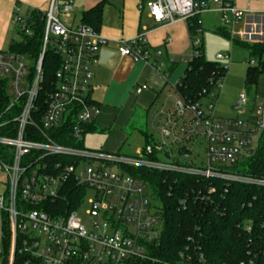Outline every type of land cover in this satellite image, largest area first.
I'll list each match as a JSON object with an SVG mask.
<instances>
[{
    "label": "built area",
    "instance_id": "built-area-1",
    "mask_svg": "<svg viewBox=\"0 0 264 264\" xmlns=\"http://www.w3.org/2000/svg\"><path fill=\"white\" fill-rule=\"evenodd\" d=\"M73 1L48 0L43 13L40 52L34 62L27 56L0 51V79L7 80L10 96L7 111L25 98L18 115L11 121L17 124L13 136H0V147L9 149L11 154L8 162L0 160V264L5 222L10 230L7 264H14L16 255L21 264H144L150 261L149 253L158 246L162 232L161 209L144 180L129 173L132 170L178 173L264 187V179L230 171L249 156V151L253 153L264 132V60L261 89L258 91L253 85L237 96L231 107L236 113L235 119L216 118L212 103L203 105V100L189 103L178 97L172 110L160 113L163 120L156 124L158 136L150 135L152 143L143 145L135 155L78 147L84 144L87 128L96 122L100 113L90 98L92 66L98 51L109 41L82 23L71 27L61 22V18H69ZM143 8L160 27L186 24L188 19L207 12L219 14L221 23L231 26L245 14L236 8L234 0H150ZM11 19L17 32L26 38L32 37L29 16L20 14L17 0ZM165 43L169 44L170 39ZM114 44L120 58L128 57L133 62L147 63L152 57L161 56L158 51L150 52L142 35ZM48 51L59 65L45 89L46 105L41 111L36 102L44 88L43 61ZM215 59L222 60L223 56L217 55ZM27 60L32 65L25 63ZM169 63L174 64L175 60L170 59ZM31 66L34 75L29 80ZM221 83L218 80L215 85L220 87ZM252 88L260 103L251 118L246 113L249 104L254 103L250 100ZM146 89L145 85L139 86L135 93ZM38 115L39 128L32 119ZM240 116L245 119H239ZM9 124L10 121L0 122V130H8ZM195 124L202 130L205 145V162L199 166L184 145L191 141L189 132ZM31 127L32 132L39 134V140L24 138ZM8 133H12L10 129ZM55 135H66L75 146L54 143ZM70 182L80 192L71 209H65L57 202L67 194ZM88 192L91 199L85 215L89 223L85 226L77 217V209ZM193 251V255L188 254V249L179 253L174 264H206L202 254L194 248ZM239 264L254 263L248 260Z\"/></svg>",
    "mask_w": 264,
    "mask_h": 264
},
{
    "label": "trees",
    "instance_id": "trees-1",
    "mask_svg": "<svg viewBox=\"0 0 264 264\" xmlns=\"http://www.w3.org/2000/svg\"><path fill=\"white\" fill-rule=\"evenodd\" d=\"M116 0H100L93 7L81 14L80 23L91 27L99 33L102 12ZM144 4V0H138ZM198 16L188 19L186 29L192 46V57L187 62L183 76L173 87L174 93L189 103L201 102L213 94L218 87L216 81H222L226 68L217 62L205 60L203 48L194 45V34L199 30ZM29 27L32 37L26 38L21 33L19 42L11 41L7 53L27 56L33 62L37 59L44 27L43 13L31 11ZM223 34V28L217 30ZM244 48L257 65L248 64L245 74V88L257 86L262 75L264 60V42L255 39L235 41ZM59 62L51 52H47L43 61V90L37 96V107L43 111L46 105V87L52 82V76ZM34 75L33 66L28 72V79ZM48 88V87H47ZM25 98H21L15 108L10 104L8 82L0 79V122H8L10 132L1 129L0 136H13L17 127L11 122L18 115ZM39 128L40 116H33ZM25 139L39 140V134L32 132V127ZM87 134L95 132V123L86 130ZM145 144L152 143L149 134L143 132ZM54 143L73 147L74 143L66 135H55ZM82 147L83 144L77 145ZM10 150L0 147V160L8 162ZM58 159V158H56ZM232 173L264 179V132L258 138L253 153L243 162L230 170ZM130 174L143 179L157 198L162 218V232L158 246L149 253L150 261L144 264H174L178 255L188 249L193 255V248L202 254L206 264H239L252 260L254 264H264V187L244 186L225 183L218 179H205L200 176H185L178 173L151 172L132 170ZM67 194L59 197V207L71 209L75 196L80 192L75 183L70 182ZM249 228V231L246 229ZM10 247V230L5 222L2 227V264H7ZM14 264H21L15 256Z\"/></svg>",
    "mask_w": 264,
    "mask_h": 264
},
{
    "label": "crops",
    "instance_id": "crops-1",
    "mask_svg": "<svg viewBox=\"0 0 264 264\" xmlns=\"http://www.w3.org/2000/svg\"><path fill=\"white\" fill-rule=\"evenodd\" d=\"M79 1L83 2V12L93 7L100 0ZM147 1L150 0H144V3ZM15 5L16 0H0V48L8 38V26L11 22ZM17 5L19 6L20 14L27 17L30 15L31 11L44 13L47 10L48 0H17ZM143 5L144 4H141L138 0H116L110 6H106L111 8V11L108 12L106 19L105 16L102 19L98 31L102 37L109 41V43L98 51L95 63L92 66L93 77L90 85V98L100 109L99 116L95 122V132L91 134H100L102 136L107 135V142H105V148L89 150L122 154L120 149L115 151L117 147H119L123 138H120L121 130H119L118 127H115V129L112 130V124L123 127L124 124L130 121L133 117L136 109L146 108L149 105L147 108L148 110L156 98V93L149 90H152V87L159 86L164 88L166 86V80L170 76L168 74L179 64V62H182V60H177L174 57L171 58L169 51L172 49L176 54L181 53L183 48L187 46L189 36L185 23H177L169 27L155 25L148 17L147 11L143 8ZM234 5L237 9L250 15L247 20H253L249 24L252 28H256L263 24L264 0H234ZM63 19H65L64 24L66 26L74 27L80 23L78 22L77 24H74L73 19L70 21H67L69 18ZM137 35L143 36L145 44L150 49L151 53L158 51L161 53V56L159 58L152 57L147 63L141 61L133 62L128 57L120 58L116 52L114 42L130 40ZM251 36H262V34L255 33ZM246 37H241V40L247 39ZM167 38L170 39L169 44L165 43ZM259 41L264 42L263 37L262 40ZM170 59H174L175 63L170 64ZM161 61L166 62L169 67L161 70ZM187 62L188 61L184 63L187 65ZM126 81H129L131 85L133 84V101L129 98H125L121 101L119 106H105L94 100V91L100 94L103 98V95H105L109 89L117 87ZM142 85H145L147 89L140 94H136V88ZM173 87L171 89L174 93ZM136 102L138 103L137 107L134 105ZM99 120L105 125V127L99 126ZM115 133L116 136L120 134V142L119 140L114 141L112 139V136ZM141 148L137 149L133 154L122 155H135Z\"/></svg>",
    "mask_w": 264,
    "mask_h": 264
},
{
    "label": "rangeland",
    "instance_id": "rangeland-1",
    "mask_svg": "<svg viewBox=\"0 0 264 264\" xmlns=\"http://www.w3.org/2000/svg\"><path fill=\"white\" fill-rule=\"evenodd\" d=\"M83 9V2L79 0H74L72 5V11L69 14L70 21L73 19L74 24L80 22L81 12ZM213 9V8H212ZM111 11V8L104 7L102 12V19ZM105 14V15H104ZM248 14H243L238 22L234 25L224 26L221 23V16L214 12L202 13L199 15V31H196L194 34V44L198 43L199 46L203 48V55L205 60L209 62H217L221 66L226 68L224 78L218 89L214 91L211 97L205 98L202 102L204 104L212 103L214 105L213 115L216 118L221 119H235L236 113L232 111L231 107L237 98V96L245 90V74L248 67V62L256 64L257 61L249 55V53L235 43V41H241V35L246 33H261L262 36H249L247 39H257L264 40V19L261 26L252 28L249 25L253 20H247ZM252 18V17H251ZM64 23L63 18L60 19ZM223 28V34L217 32L218 29ZM21 35L17 32V28L14 23H9L8 26V38L5 41L4 45L0 48V51L6 52L9 48L11 41L19 42ZM170 57H174L177 60H186L189 61L192 57V46L188 37L187 46L183 48L181 53H174L172 49L169 51ZM217 55L223 56L222 60L217 61L215 58ZM32 65V61H25V63ZM169 66L166 62L161 61V70L167 69ZM186 67V63L179 62V64L172 69L168 74L170 75L166 80V86L152 87L151 92L156 93V98L151 107L147 110L146 108L136 109L133 117L130 121L126 122L123 127H120L116 124H112L111 129L114 130L115 127H118L121 130L120 134L116 136V133L113 134L112 139L119 140L122 138L119 147L115 151L120 149L122 154H133L135 151L143 145L142 133L145 132L153 137H157V123L163 120V116L160 114L162 111L172 110L175 102L177 101V96L173 93L172 87L175 86L179 78L183 75V71ZM128 82V83H127ZM151 87V86H150ZM261 85L257 86L256 90H260ZM133 84L131 85L129 81L109 89L105 95L100 96L96 91H94L93 98L94 100L105 106H119L121 101L125 98L134 100L133 98ZM251 101L254 103L249 104V110L246 113V116L253 117L255 116L254 110L258 107L260 101L259 97L254 96V88H252ZM137 107L138 103H134ZM239 119H245V116H240ZM100 127H105L98 121ZM192 136L191 141L187 144H184L188 150L191 151V159L197 164V166L204 164L205 162V145L203 138L201 136L202 130L199 125H193L192 130L189 132ZM120 136V138H119ZM107 140V135L100 134H90L84 138V146L87 149H99L105 148V142ZM256 142V138L253 139V143ZM172 157H175V153H171ZM91 199V193H87L82 204L77 209V217L82 221L86 226L89 223V219L86 217L85 212L89 208L88 201ZM132 231V229H130Z\"/></svg>",
    "mask_w": 264,
    "mask_h": 264
},
{
    "label": "water",
    "instance_id": "water-1",
    "mask_svg": "<svg viewBox=\"0 0 264 264\" xmlns=\"http://www.w3.org/2000/svg\"><path fill=\"white\" fill-rule=\"evenodd\" d=\"M246 93H248V90L246 89ZM252 151H249L247 155H251Z\"/></svg>",
    "mask_w": 264,
    "mask_h": 264
}]
</instances>
